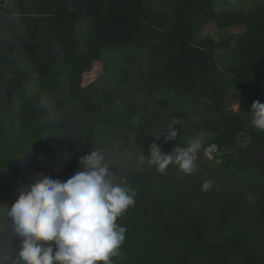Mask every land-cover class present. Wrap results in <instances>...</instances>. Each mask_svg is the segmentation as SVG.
<instances>
[{"label":"trees","instance_id":"1","mask_svg":"<svg viewBox=\"0 0 264 264\" xmlns=\"http://www.w3.org/2000/svg\"><path fill=\"white\" fill-rule=\"evenodd\" d=\"M150 2L10 0L5 8L0 6V89H4L0 94V205L9 207L41 171L61 172V181L66 182L82 169L80 158L91 152L98 139L91 137L89 150H84L77 124L55 118L52 105H59L55 110L63 109L64 114L67 108L82 111L83 107L87 114L99 113L90 117L102 128L110 123L123 126L128 115L139 112L130 105L116 107V90H108L100 78L106 72V55L114 49L116 74L130 72L131 83L140 80L134 65L147 47L150 96L152 99L158 92L162 99L146 102L143 120L156 119L160 126L146 124L145 131L140 128L139 133H166L173 122L178 127L192 116L195 122L200 117L207 142L218 145L225 160L221 165L227 168L202 167L204 177L200 178L183 173L174 164L160 173L156 166L129 170L111 161L118 178L136 191L134 204L117 220L126 232L121 254L112 257L113 264H263L241 242L230 245L240 238L250 248L230 227L237 218H252L264 211V184L252 185L264 182V158L255 159L251 166L231 160L246 136L255 148L264 150V132L251 126L250 114L235 112L230 105L237 97L250 108L254 100L264 103V5L239 12L216 0H168L162 8L157 1L150 7ZM211 22L220 29L243 26L245 30L236 37L199 38ZM217 51H227V58L226 54L218 56ZM219 67H224L226 74ZM90 76L96 78L82 86ZM224 77L227 81L222 82ZM21 80L28 87L34 85L25 91L37 90L39 99L28 95L15 99L18 90L27 87ZM172 91L175 101L170 100L173 106H169L164 97ZM179 96L190 98L191 115L178 103ZM195 109L199 111L196 116ZM42 150L46 154H41ZM254 170L261 174L258 179L252 175ZM222 171L246 177L241 180L240 192L236 189L227 194L218 189L217 182L224 184L220 181ZM206 181L211 187L204 191ZM246 188L250 189L248 196L242 191ZM157 199L159 216L155 212ZM197 235L199 243L226 250L199 245ZM208 235L216 236L221 244L208 243ZM0 237H6L0 253L9 260L21 241L10 218Z\"/></svg>","mask_w":264,"mask_h":264},{"label":"clouds","instance_id":"2","mask_svg":"<svg viewBox=\"0 0 264 264\" xmlns=\"http://www.w3.org/2000/svg\"><path fill=\"white\" fill-rule=\"evenodd\" d=\"M153 3L148 6L153 7ZM249 113L251 126L264 132V103L254 100ZM175 124L167 127L166 140L177 137ZM215 146L210 150L215 151ZM201 148L202 141L197 138L171 152H164L153 143L148 164L156 166L160 173L174 164L183 173L193 174ZM143 161L142 153L140 162ZM80 164L82 169L66 182L40 178L21 190L10 208L0 205V231L10 218L21 238L18 259L13 264H113L112 257L121 254L126 228L117 220L134 204L136 191L118 178L111 161L99 148L82 156ZM210 187L206 181L202 190ZM7 260V256L0 257V264H7Z\"/></svg>","mask_w":264,"mask_h":264},{"label":"rangeland","instance_id":"3","mask_svg":"<svg viewBox=\"0 0 264 264\" xmlns=\"http://www.w3.org/2000/svg\"><path fill=\"white\" fill-rule=\"evenodd\" d=\"M9 1L10 0H0V6L2 5V7L5 8V6L8 4ZM149 1L155 2L156 0H149ZM221 1L225 5H227L225 7H227L228 9L239 12L251 11L252 9L258 6L264 5V0H221ZM159 3L160 4H158V6H160V8L166 7L168 5V0H161ZM152 5L153 7L155 6L154 3ZM244 30L245 29L243 26H238V27L234 26L230 28L220 29L215 22H211L205 26V28L199 33L198 37L201 38L202 36L208 35L210 37L218 39L221 38L222 35H230V34L236 37L239 34L243 33ZM108 53L109 54L106 55L108 58L106 61V72L101 76L100 83L104 86H107L108 90L110 91L114 89L116 90V97H117L116 107H121L123 105H130L134 109L139 110V112L128 115L127 122L123 126L120 125L117 126L114 123H110V125L105 123L107 126H104L102 128V126L100 125L101 123L94 124L92 122L93 121L92 117H90V114L92 113L87 114L86 113L87 111H85L84 107L82 111L79 109H77V111H74L70 108H67L68 113L64 114L65 112L63 109L62 111L55 110L58 108L59 105H57V107H55V105H52L51 114L54 115L55 118H57L60 121L73 122L77 124L78 128L80 129L79 133L82 140V146L83 147L85 146L84 150L88 149V146L91 144L90 143L92 141L91 137L98 138L95 141H93L91 151L93 149L99 148L105 152L107 158L110 161L118 162L129 170H131L132 168L140 169L143 167L153 168L154 165L148 164V159H149L148 155L150 154L151 144L153 143L159 144L161 146V150L169 149V150H165L164 152H171L176 146H186L193 138H197L202 141V146L203 144L204 146L197 154L196 164L198 165V168L194 174H198L200 175V178H203L204 176L201 172L202 167L207 166L208 168L212 169V168H218L220 167L221 164H223V161H225L224 159L222 160L223 153H220L218 151V148L215 146V144L205 145V143L207 144L208 141L207 139L208 133L206 130L205 131L202 130V126H204L205 124L204 122H202L203 119L200 120V117L195 122V118L194 116H192V119L194 120L189 118L188 121L182 126L176 127L175 124L174 127L175 129H177V137L173 140L165 139L167 133V127L170 124L166 127V133L163 132L157 135V134L145 132V134H140L139 133L140 128H142V131L144 132L145 130L143 128L145 127L146 124L153 128H159L160 126L159 121L156 119H150L149 117L148 123L144 122L143 120L145 118L143 116L144 114L143 106L146 104V102H150L154 98L157 100L162 99V95L158 92L153 93L154 98L151 99L150 96L152 92L150 91V85L147 80L148 65H149V60H148L149 56L147 54H149V50L146 47L142 52L143 56L141 54V56L137 60L136 66L134 65V68L137 70L139 76L142 79L139 80V78H137L135 80V83L130 82L131 76L133 75L130 72L126 73V75H123L122 73L116 74V68L118 62L116 58L117 53L115 52L114 49H110ZM217 53L218 56L219 55L224 56L228 52L217 51ZM225 57L227 58V54L225 55ZM219 68L222 71V73L226 74L227 71L225 70L224 67H219ZM95 78H96L95 76H90V79H85V81L83 80L82 86H87L88 82H90ZM24 80L27 81V79ZM123 80L125 82H123ZM221 81L222 82L227 81V77H224V79H222ZM21 83L24 84L23 86L26 85L27 87H25L24 90H18L17 94L15 95V99L16 97H20V96H21L20 98L21 100L26 99L25 98L26 95L29 96L27 98L33 97L35 99H39L38 96L41 94L37 93V90H35L34 93H29V94L25 91L30 87H34V85L29 83V87H28L27 85L28 83L24 82L23 80H21ZM118 84L120 85L119 88L116 87ZM0 94L1 95L4 94V89H0ZM174 98L175 97L173 91L171 92L170 96L167 94L164 97V99L168 101L169 106H173L172 103L175 101ZM170 100L172 103L170 102ZM177 101L178 103L180 102L181 105L183 104V107H185L184 110L189 109L188 112L191 115V112L194 110V108L191 106L190 98L179 96ZM158 104L159 103L155 104V106H157ZM237 105H239V108ZM230 106L232 110L235 112H243L244 114H250L249 112L251 108L248 105H246L241 100L240 97L234 99L231 102ZM131 112H132L131 110L128 111V113ZM195 112H196L195 113L196 116V114L199 111L195 109ZM92 115L94 118V116L99 115V113H93ZM202 115L203 114L201 113L199 114V116ZM83 125H84V130L81 129ZM88 131L93 132V135H90ZM102 131L104 132L103 134L101 133ZM139 135L141 136L139 137ZM213 145L215 146V151L210 150ZM237 149L238 151L235 153V155L232 157L231 160L237 161L239 164H246L248 162L247 166H251L255 162V159L264 158V150L260 149L259 147L255 148V146L252 145L251 140L248 136L242 138V141L237 146ZM43 153L46 154V151L42 150L41 154ZM142 153L144 154L143 163L140 162V155ZM244 161H246V163ZM221 166L222 169L224 170L227 168L225 164ZM252 175H255L256 179H258L261 176V174L256 172L255 170L252 171ZM206 176L209 175L207 174ZM44 177H51L53 179H60V180L63 179L62 173L57 171L53 173H49L47 171H41L38 179ZM221 177L223 180L220 181L224 182V184H221L216 181L218 185V189L224 191L227 194L232 193V190L235 191L236 189L238 190V192H240V189L238 188H240V186L243 184L241 180L243 178L244 179L246 178L241 173H235V175L233 176L227 174V172L226 173L223 172ZM262 184H264L263 181H260L259 183L252 182V185H257V186H261ZM242 191L244 192L245 196H248L250 193V189L248 188ZM253 199L257 200L255 198ZM260 199L261 198H259L258 201H260ZM14 202L15 201H13L12 203ZM12 203L10 204L9 208L11 207ZM263 213L264 211H260L258 213H255L254 217L248 219L237 218L236 222H234L230 227L231 233L237 235L235 237L241 236L247 241V244L250 247L248 249L251 251V254H253V256L256 257L257 259L259 258L261 259V257L264 258V214ZM243 214L244 217H247L246 210H244ZM223 238L220 237V240H222ZM4 239H6V237L4 238L0 237L1 247H3ZM205 240L211 244L212 243L221 244L218 238L213 235L211 236L208 235L207 237H205ZM232 252H236V251H232ZM4 256H6L4 253H0V257H4ZM12 257H10L9 260H7V264ZM238 260L239 257L235 259V262Z\"/></svg>","mask_w":264,"mask_h":264},{"label":"water","instance_id":"4","mask_svg":"<svg viewBox=\"0 0 264 264\" xmlns=\"http://www.w3.org/2000/svg\"><path fill=\"white\" fill-rule=\"evenodd\" d=\"M73 154H74V150H73ZM137 200H138V199H137ZM155 212H156V215L159 216V212H158V199H157V204H156ZM159 220H160V219H159ZM190 225H191V224H190ZM190 225H189V229H190ZM189 229H188V230H189ZM198 237H199V235L196 236V241L198 242L199 245H201V246H203V247H205V248H207V249H213V250H214V249H216V250H219V249H220V248H216V247L208 246V245H203V244L199 243V241H198ZM234 241H239V242H241L242 245H243V247H244V249L247 250L248 253H249L250 255L253 256V254H251V251L248 249V247H247V245L245 244L244 241H242L240 238H235V239H233V240L231 241L230 245H232V243H233ZM46 243H49V242H46ZM230 245H229V247H230ZM20 247H21V241L17 244V247H16V249H15V251H14L13 257L10 259V261L8 262V264H13V263L16 261V259H18V252H19ZM221 250L224 251V250H226V248H225V249H221ZM253 257H254V256H253ZM255 258H256V257H255ZM258 260H260V262H262V263L264 264V261H263V260H261L260 258H259Z\"/></svg>","mask_w":264,"mask_h":264},{"label":"crops","instance_id":"5","mask_svg":"<svg viewBox=\"0 0 264 264\" xmlns=\"http://www.w3.org/2000/svg\"><path fill=\"white\" fill-rule=\"evenodd\" d=\"M161 0H157V3L158 4H160L159 2H160ZM219 4H221L222 6H227V5H225L221 0H216ZM221 1V2H220ZM160 7V6H159ZM141 78V77H140ZM142 80V79H141ZM165 134V133H164Z\"/></svg>","mask_w":264,"mask_h":264}]
</instances>
